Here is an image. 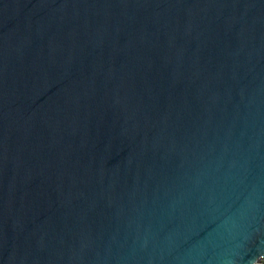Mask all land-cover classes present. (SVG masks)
Masks as SVG:
<instances>
[{
	"label": "water",
	"instance_id": "1",
	"mask_svg": "<svg viewBox=\"0 0 264 264\" xmlns=\"http://www.w3.org/2000/svg\"><path fill=\"white\" fill-rule=\"evenodd\" d=\"M264 0H0V264H262Z\"/></svg>",
	"mask_w": 264,
	"mask_h": 264
},
{
	"label": "rangeland",
	"instance_id": "2",
	"mask_svg": "<svg viewBox=\"0 0 264 264\" xmlns=\"http://www.w3.org/2000/svg\"><path fill=\"white\" fill-rule=\"evenodd\" d=\"M262 264H264V261H263V263Z\"/></svg>",
	"mask_w": 264,
	"mask_h": 264
}]
</instances>
